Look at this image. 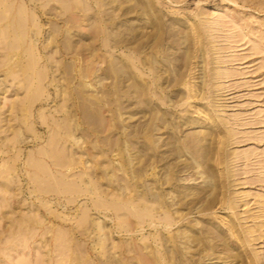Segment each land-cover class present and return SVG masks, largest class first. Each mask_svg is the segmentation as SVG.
I'll use <instances>...</instances> for the list:
<instances>
[{"label": "rangeland", "instance_id": "374dc122", "mask_svg": "<svg viewBox=\"0 0 264 264\" xmlns=\"http://www.w3.org/2000/svg\"><path fill=\"white\" fill-rule=\"evenodd\" d=\"M4 1L32 21L15 74L0 69L15 142L0 264H61L64 247L90 264H264V0ZM31 58L40 81L18 70ZM53 137L63 165L39 154ZM150 207L155 224L134 214Z\"/></svg>", "mask_w": 264, "mask_h": 264}, {"label": "bare ground", "instance_id": "6f19581e", "mask_svg": "<svg viewBox=\"0 0 264 264\" xmlns=\"http://www.w3.org/2000/svg\"><path fill=\"white\" fill-rule=\"evenodd\" d=\"M0 2H5L4 0H1ZM6 3V2H5ZM263 7V6H262ZM10 14L6 15V16H1L0 15V34L3 38V41L1 42L0 45H5V47L3 48V50H5V53L3 54V60H2V64L0 69H2L4 72H6L7 75L10 74H15L14 68H13V64L12 63V58L17 55V50L18 48L21 47V45H17L18 39H21L22 41L25 39L26 36V28L28 26V24L30 23V21H32V18L30 16L27 15L26 10L18 8V12H14V11H9ZM18 46V47H17ZM23 50V49H22ZM25 53V50H24ZM17 64V63H16ZM18 70L21 71L24 75L26 74V76H29V78H32L31 76L34 75L35 79L37 78L39 81L42 79L43 74H44V70L37 68V61L35 62L33 58L30 59V63L28 66H22V63H20L18 66ZM33 73V75L31 74ZM24 88L26 89L27 92V101L32 104L33 102V98L36 96V93H41L43 88L40 86V82L38 85H34L32 84L29 80H27L25 82ZM24 105L27 109H25L26 111L29 110V106L26 105V101L24 102ZM0 114H2V112H0ZM4 132H6L4 130ZM61 142L60 138L57 137H53L51 138V143L50 146L48 147L50 149V151L48 149H40L39 150V154H45L49 157L53 156L54 158V164L55 165H63V160H65V156H63V154L65 152H63V148L58 147L59 144ZM14 139L13 140H7V139H2L0 138V153L3 154V148L8 149L10 151L14 150ZM13 149V150H12ZM0 160L2 161V165H0V192L1 194L4 196L7 192H8V182L12 181L11 176L13 175V166H11L10 164H8L7 161H4V159L2 158V156L0 155ZM35 161V160H34ZM32 167L34 165V167L36 169L38 168H42L45 165L41 162H34V164H30ZM41 190V189H39ZM97 203H101L100 200L97 201ZM114 203V202H113ZM9 203L5 201L0 203V215L2 217V220L5 222L8 220V216L5 213V209H7L9 207ZM157 212L155 207H150L148 209H144L142 211H134V214L140 218L143 219L144 217L148 216L150 218V221L154 222V224L156 223V216L154 215ZM85 217V218H84ZM87 220L88 219V215L83 216L82 220ZM174 220L169 216V215H165L164 218V222L166 224V227L172 226L175 222H173ZM122 224H125V220H121ZM34 225V223L32 221H27V227H30V225ZM1 230H0V242H4V239L6 237H8V229L5 226H1ZM8 231V232H7ZM29 234H30V229L28 230ZM17 237V236H15ZM31 237H33V235H31ZM55 239H58V237H55ZM53 240V238H52ZM67 241V239H66ZM64 242V241H63ZM51 243V242H50ZM6 243L4 244V248L2 250V253L4 256H6V254L9 253V248H5ZM64 247V246H63ZM6 249V250H5ZM67 249V253L65 252V250ZM5 250V252H4ZM69 248L68 247H64V249L62 250V252L60 254H58L57 256L61 255L63 257V259H61V264H71L72 262H76V264H90L89 261L87 260V256H85V249L81 248V247H77L76 251L73 252L72 250L69 252ZM8 251V253H7ZM29 264V262H28ZM43 264V263H42Z\"/></svg>", "mask_w": 264, "mask_h": 264}]
</instances>
